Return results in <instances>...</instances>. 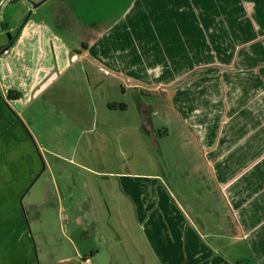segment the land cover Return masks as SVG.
<instances>
[{"label":"crops","instance_id":"obj_1","mask_svg":"<svg viewBox=\"0 0 264 264\" xmlns=\"http://www.w3.org/2000/svg\"><path fill=\"white\" fill-rule=\"evenodd\" d=\"M158 5L134 0L100 30L84 26L91 35L78 40V49L42 20L2 49L0 264H79L81 256L89 264H264V82L257 73L264 70L258 65L264 46L238 48L235 28L225 22L231 17L223 18L230 33L224 25L214 33L216 1L197 3L201 24L190 16L195 3H179L164 19L155 14ZM228 8L247 16L241 10H250L251 1ZM156 20L163 30H150ZM258 21L264 28V16ZM208 32L219 51L209 47ZM37 41L42 49L35 55ZM19 43L25 48L14 51ZM129 45L132 53L122 58ZM23 54L37 62L47 57V64L28 86L5 83L3 76L27 73ZM107 66L119 82L156 80L153 90L160 88L165 105L118 99L126 105L119 109L109 106L115 99L65 98L66 88L80 89L78 77L88 90L97 87L98 70L111 76ZM141 102L151 107L155 137H169L172 152H184V179L176 176L179 164H170L173 185L158 174L133 172L127 159L128 132L140 143L149 138ZM75 128L77 139L66 147L65 134ZM64 200L77 213L72 231L79 245L61 224ZM217 203L220 215L213 213Z\"/></svg>","mask_w":264,"mask_h":264},{"label":"rangeland","instance_id":"obj_2","mask_svg":"<svg viewBox=\"0 0 264 264\" xmlns=\"http://www.w3.org/2000/svg\"><path fill=\"white\" fill-rule=\"evenodd\" d=\"M0 0V56H3L2 54L4 51H2L3 48L6 50L10 48V40L11 38H16L19 36L22 31H29L31 27L29 26V23H35V21L40 22L42 20L43 22L48 24H52V28L55 32H58L61 34L65 42L68 44L67 46H70V48H77L78 40L81 41H88L89 35L91 33L84 27V26H91L90 29H101L107 22H112L114 19L118 18L120 15H124L126 12V9L129 5L132 4V0H15L10 1L6 0L3 1ZM42 1L38 6L34 7V4L39 3ZM170 1V2H169ZM207 1H216L217 8L215 10V14L213 15V18H210L211 24L216 29L214 33L217 32L218 27L223 26L225 28L224 34L227 35L229 32V25L224 24L223 18L231 17V20L229 18L228 21H225L226 23H230L232 27L235 29H231V32H235L238 37L237 43L241 42L240 47L238 48H255V45L259 48L261 46H264V37L261 36L264 34V28L258 24V18L264 16V0H158L159 5L156 7L157 10H155V14L159 12L160 16L163 17V19L168 15L169 9L175 8L179 5L181 2H187V4L192 5L195 3L194 8H192V16L194 18V21L197 24H201V19L198 18L196 15L197 12L201 11L197 7V3L199 2H207ZM251 1V9H242L241 15L247 13V16L240 17L239 15V8L235 9V14L233 13L232 9L229 10L228 5L229 3L234 6L241 5L242 2ZM169 2V3H168ZM224 4V9L219 8V5ZM204 10V8H203ZM68 11L71 12V14L68 13ZM56 12L55 17H60L58 19L62 22V25H58L57 21L53 18V13ZM222 12L224 13L222 16ZM236 16H239V18L235 19ZM232 18L234 22L232 21ZM242 18V19H241ZM82 23L80 25L78 21ZM29 21V22H28ZM250 22H254V25H252V28L248 26ZM41 23V22H40ZM164 22L159 25L158 21L156 20L155 23H151L149 28L152 30H163ZM235 24V25H233ZM257 26V27H256ZM94 30V31H95ZM196 30V29H195ZM38 31V30H37ZM37 31L31 30L30 33H35ZM150 32V31H148ZM255 32H258V37L256 39H252V35H255ZM209 34V42L208 45L210 48L213 47L210 40L213 38V33L208 32ZM149 35V34H146ZM247 40V42H244ZM236 43V45H237ZM177 45L178 49L183 50V48H180V45H184L180 40L176 41L175 43ZM218 44L220 46L225 47L226 49L230 48V44H222L221 38H218ZM25 44H16L15 46L18 48H15L14 51H20L21 49L25 48ZM217 45H214L213 49L215 51H219V49L216 47ZM227 46V47H226ZM38 41L36 42V45L34 47L35 55L37 54V50H41ZM47 49V48H46ZM78 49V48H77ZM25 50V49H24ZM133 48L130 47V45L127 47V52L125 55H122V58H126L129 55V52L132 53ZM157 51L152 52V56ZM160 52V51H159ZM145 54V58L147 60V63L150 64L151 56ZM24 61L27 60V73L24 72L21 75L13 74L12 78L10 79L8 76H3V80L5 83H9L10 81L15 82V84L19 81L25 82L26 86H28L32 79L35 77L36 73L41 74V70L45 67L47 64L46 60L47 57L38 59L35 57L34 59L27 58L26 55L23 54ZM30 60V67L28 65ZM37 62V64H36ZM196 62V61H195ZM262 63L258 64L260 66L264 65V60L260 61ZM185 68L190 67V63L188 64L186 62ZM77 66L79 64L77 63ZM193 66V65H192ZM259 66V67H260ZM258 67V68H259ZM106 70L110 71L111 76L105 77L102 73V71L96 72L97 74V81L96 86H92L87 89V87L83 83V79L81 80L80 77L77 78L75 85H79L80 89L72 90L70 87L66 88L65 92L63 93L65 95V98L71 99L72 97H84L88 99H115L118 103H121L118 101V99H129L130 102H135L138 100L150 102L154 104V106L158 104H164L161 99H165L164 96H160L156 93V89H160L159 87L153 90L154 86H158L156 80H152L150 77V80L148 82H142L138 83L136 81L132 82L127 80L128 78L125 76L123 77L122 81L119 82L116 79H113V77H120L118 75L119 73L114 71L113 69L109 68V66L106 67ZM258 76L262 77V82H264V70L258 71ZM139 74H143V71H140ZM197 74V72H195ZM142 80H145V75L143 76ZM116 81V82H115ZM87 82V79H86ZM165 91L169 89V87H164ZM264 94V92L262 93ZM264 96V95H263ZM135 104V103H134ZM165 105V104H164ZM164 118V117H163ZM179 122L178 120H175L174 123H172L171 131L172 135L173 132L178 128ZM169 127L168 125H166ZM70 134H65L67 136L66 139V147H70L73 145L75 140L77 139L78 133H76V128L71 131ZM128 131H133L131 128H128ZM176 132V131H175ZM134 134L131 132H128V141L126 143L127 149H128V160L131 161V163H134L136 167L132 168L133 172L137 173H148L151 172L153 174H158L162 180H166V183L174 184L172 180H168L170 176H172L173 169L170 167V164H172V161L174 160L176 163H178V167L176 169V176L184 179L185 173L182 171L184 170V165H188L186 160L184 159V152H177L173 153L172 150L169 148V137L162 138L159 134L156 135V144L155 145L150 141L148 138V141L146 144L137 142V139H135ZM173 137V136H172ZM147 139V138H146ZM152 148L150 147V145ZM51 146V144H50ZM193 157V156H192ZM194 160H198V162H201V158L199 156L193 158ZM189 166V165H188ZM185 171V170H184ZM193 173V172H192ZM183 181V180H182ZM216 195V194H215ZM66 204V205H65ZM69 202L67 200H64L63 205L65 206V210L63 211V217L61 224L64 228L65 234L71 237L72 240L76 242L77 245H79L72 229L77 225V217L76 211L72 208L68 207ZM184 204V203H183ZM214 207V215H220L222 207L219 203L213 205ZM185 223V217H181ZM207 237H205L204 240H206ZM232 255V252L227 251L226 256ZM89 257V256H88Z\"/></svg>","mask_w":264,"mask_h":264},{"label":"water","instance_id":"obj_3","mask_svg":"<svg viewBox=\"0 0 264 264\" xmlns=\"http://www.w3.org/2000/svg\"><path fill=\"white\" fill-rule=\"evenodd\" d=\"M3 1H6V0H3ZM2 1V2H3ZM10 1H15V0H10ZM45 1V0H43ZM134 0H132V3H133ZM42 1H40L39 3L37 4H34V7L38 6ZM132 5V4H131ZM131 5H129L126 9L129 10ZM125 11V12H126ZM125 15V14H124ZM123 15V16H124ZM121 17V16H120ZM141 106H139V113H140V117H141V121H142V124L144 125V127L149 131V139L150 141L155 145V147L157 148V144H156V137L153 133V128H152V122H151V118H150V111H151V107L150 105L148 104H143V102H141L140 104Z\"/></svg>","mask_w":264,"mask_h":264},{"label":"trees","instance_id":"obj_4","mask_svg":"<svg viewBox=\"0 0 264 264\" xmlns=\"http://www.w3.org/2000/svg\"><path fill=\"white\" fill-rule=\"evenodd\" d=\"M8 95L11 96V97L17 98L20 95V93L19 92H15V93L12 94V91H8ZM109 106L117 107L119 109H124L126 105L124 103H118L117 105L116 104H109Z\"/></svg>","mask_w":264,"mask_h":264},{"label":"built area","instance_id":"obj_5","mask_svg":"<svg viewBox=\"0 0 264 264\" xmlns=\"http://www.w3.org/2000/svg\"><path fill=\"white\" fill-rule=\"evenodd\" d=\"M106 74H108V71H105ZM79 264H89V257L81 256Z\"/></svg>","mask_w":264,"mask_h":264},{"label":"flooded vegetation","instance_id":"obj_6","mask_svg":"<svg viewBox=\"0 0 264 264\" xmlns=\"http://www.w3.org/2000/svg\"><path fill=\"white\" fill-rule=\"evenodd\" d=\"M68 13L71 14L70 11H68ZM55 16H57V15H56V12L53 13V18H54ZM57 18L60 19V17H55L54 19L57 21ZM76 20H77V19H76ZM80 23H81V22H80Z\"/></svg>","mask_w":264,"mask_h":264}]
</instances>
